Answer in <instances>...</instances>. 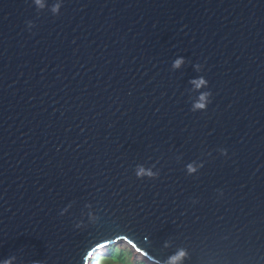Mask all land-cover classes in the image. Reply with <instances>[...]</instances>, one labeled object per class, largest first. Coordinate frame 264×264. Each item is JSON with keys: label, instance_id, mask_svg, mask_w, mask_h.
Returning <instances> with one entry per match:
<instances>
[{"label": "water", "instance_id": "95a60500", "mask_svg": "<svg viewBox=\"0 0 264 264\" xmlns=\"http://www.w3.org/2000/svg\"><path fill=\"white\" fill-rule=\"evenodd\" d=\"M117 242L264 264V0H0V264Z\"/></svg>", "mask_w": 264, "mask_h": 264}, {"label": "trees", "instance_id": "16d2710c", "mask_svg": "<svg viewBox=\"0 0 264 264\" xmlns=\"http://www.w3.org/2000/svg\"><path fill=\"white\" fill-rule=\"evenodd\" d=\"M131 253L132 251L130 249H122L118 246H113L110 248L109 253L107 255H97L95 258H93V264H95L97 262V264H103L102 260L100 261V257H104L107 263H112V264H121L123 262H131L133 264H137L134 263L130 260L131 258ZM128 257H127V256ZM138 264H142L141 262H139Z\"/></svg>", "mask_w": 264, "mask_h": 264}, {"label": "rangeland", "instance_id": "374dc122", "mask_svg": "<svg viewBox=\"0 0 264 264\" xmlns=\"http://www.w3.org/2000/svg\"><path fill=\"white\" fill-rule=\"evenodd\" d=\"M113 246H118V247H120V248H122V249H130L129 248V246H127L126 245V243H124V242H117V243H115V244H113L112 246H107V247H105V249L103 250V251H97L96 252V254L93 256V258H95L97 255H101V256H103V255H107L108 253H109V250H110V248L111 247H113ZM127 256V255H126ZM128 257V256H127ZM93 258H92V260H91V264H93ZM102 260V263L103 264H112V263H107L106 262V260H105V258L104 257H100V261ZM130 260L132 261V262H134V263H139V262H141L142 264H153V263H151V262H148V261H146V260H144L139 254H135L133 251H132V253H131V258H130ZM127 261V260H126ZM123 262V263H121V264H133V263H131V262Z\"/></svg>", "mask_w": 264, "mask_h": 264}, {"label": "clouds", "instance_id": "9594fccd", "mask_svg": "<svg viewBox=\"0 0 264 264\" xmlns=\"http://www.w3.org/2000/svg\"><path fill=\"white\" fill-rule=\"evenodd\" d=\"M181 63V61L180 60H177L176 61V66H179V64ZM199 83H203V81H200ZM199 83L197 84V86H199ZM205 99V97L204 96H202L201 97V100H204ZM197 107H204V105L203 104H199V105H197ZM190 170H192L191 168H190ZM145 174V170L143 169V168H141L139 171H138V173H137V175L138 176H140V175H144ZM148 175H151V173L149 172V173H147ZM184 255V253L183 252H180L179 254H178V256L177 257H173V258H171V260H170V264H176V260L179 258V257H182Z\"/></svg>", "mask_w": 264, "mask_h": 264}, {"label": "bare ground", "instance_id": "6f19581e", "mask_svg": "<svg viewBox=\"0 0 264 264\" xmlns=\"http://www.w3.org/2000/svg\"><path fill=\"white\" fill-rule=\"evenodd\" d=\"M104 249H105V247H104V248H102V249H100V250H99V252H100V251H103Z\"/></svg>", "mask_w": 264, "mask_h": 264}]
</instances>
